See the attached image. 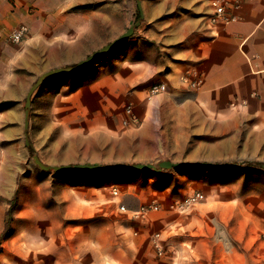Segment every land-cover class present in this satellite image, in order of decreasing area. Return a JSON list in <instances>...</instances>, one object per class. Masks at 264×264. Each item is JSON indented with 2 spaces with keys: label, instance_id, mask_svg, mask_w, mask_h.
I'll return each mask as SVG.
<instances>
[{
  "label": "crops",
  "instance_id": "1",
  "mask_svg": "<svg viewBox=\"0 0 264 264\" xmlns=\"http://www.w3.org/2000/svg\"><path fill=\"white\" fill-rule=\"evenodd\" d=\"M212 1L141 0L144 12L141 24L119 46L124 67L118 74L116 91L124 92L126 85L136 88L131 94L138 98L136 109L144 127L151 125V113L143 110L142 103L147 99L149 87L162 83L167 90L157 98L183 99L182 106L188 110L181 113L179 123L195 125L192 134L193 131L206 134L220 131L225 135L222 142H234L230 133L241 124L255 135L250 140L254 144L252 148L264 151V0H244L232 10L235 19L229 23L212 21ZM218 1L232 4L235 0ZM138 14L136 0H0V60L9 48L6 46L9 32L19 25L31 28L33 35L24 46L26 50L29 49L27 44L34 48L25 58L17 55L15 60L11 59L7 68L0 65L1 181L7 179L4 170L12 167L13 151L21 145L22 141H17L16 145L12 142L24 135V101L36 81L30 82L28 75L7 77L3 71L13 60L18 69H35L36 73L45 69L47 61V71L71 66L77 55L93 53L119 37ZM49 33L56 35V43H46ZM38 59L40 66L28 65ZM191 73L198 79L195 88L183 81V77ZM74 74L77 72L56 75V96L81 78ZM82 90L80 93L90 96L96 94L105 99L109 96L108 87ZM56 116H61L60 111H56ZM86 156V153H62L56 148V162L50 164H108L84 159ZM190 156L182 155L179 160L218 162L220 159L208 154ZM140 161L135 163H142ZM127 174L115 170L56 172L53 253L51 257L38 253L37 260L31 262L158 264L151 239L142 233L138 237L130 236L129 221L119 212L118 203L124 195L120 182L123 177H129ZM134 174L143 176L140 171L131 176ZM117 228L119 232L123 229V237L112 235ZM185 258H167L166 262H221L220 255L214 251L207 259L200 254H188ZM225 262L247 264V261L238 263L231 256L226 257Z\"/></svg>",
  "mask_w": 264,
  "mask_h": 264
},
{
  "label": "rangeland",
  "instance_id": "2",
  "mask_svg": "<svg viewBox=\"0 0 264 264\" xmlns=\"http://www.w3.org/2000/svg\"><path fill=\"white\" fill-rule=\"evenodd\" d=\"M139 18L135 15L131 25ZM29 31L20 43L8 40L9 48L0 65L7 68L11 59L17 55L25 58L34 49L30 44L28 50L24 46L33 35L30 27ZM46 37V43H56V35L49 33ZM119 51L117 47L74 74L81 78L63 88L60 96H56V75L45 79L33 93L29 129L33 147L26 146L24 135L13 141V145L22 142L13 151L12 167L4 170L6 181L0 180V264H37L31 260L36 261L38 253L52 256L56 238V172L42 170L33 156L37 154L44 163L52 164L56 162V148L62 153H86L84 159L103 164H133L137 160L156 165L163 160L188 162L179 158L190 154L217 156L220 163H239L238 167L225 169L138 170L143 175L139 177L131 176L136 170H115L129 175L120 182L124 195L118 208L129 221L130 236L142 233L151 239L158 264H168L167 258L186 259L188 254L204 255L207 259L213 251L221 257L219 264H226L228 256L238 263L264 264V168L260 165L264 163V151L252 148L250 140L255 135L241 124L230 133L234 142H222L225 135L220 131L192 134L195 125L179 123L181 113L188 110L182 106L183 99L159 100V95H150L151 86L142 103L143 110L151 113V125L143 127L136 109L138 98L131 94L136 88L126 85L124 92L116 91L118 74L124 67ZM90 54L77 55L71 65ZM14 60L3 75H28L30 82L46 72L49 65L45 62V69L36 73L35 69H18ZM37 61L28 65L40 66L41 61ZM86 86L108 87L109 96L105 99L80 93ZM129 106L140 118L137 126L124 123ZM2 161L0 158V164ZM198 191L205 198L182 207L186 196ZM153 201L159 205L158 210L145 217L136 214ZM120 231L117 228L112 235L123 237V229Z\"/></svg>",
  "mask_w": 264,
  "mask_h": 264
},
{
  "label": "water",
  "instance_id": "3",
  "mask_svg": "<svg viewBox=\"0 0 264 264\" xmlns=\"http://www.w3.org/2000/svg\"><path fill=\"white\" fill-rule=\"evenodd\" d=\"M140 18L131 25L124 33H122L119 37L112 40L107 45L101 47L100 49L94 51L85 59L80 60L75 65L60 67L50 69L43 74H41L35 83H33L27 93L26 101H25V116H24V135L26 145L29 147H33L30 141L29 129H30V115H31V105H32V95L36 91V89L52 75L59 74H67L81 71L83 68L89 66L90 64L97 61L100 57L112 52L114 49L119 47L125 41H127L133 34L135 29L141 24V19L144 17V12L142 8L141 0H136ZM33 159L35 163L44 171H55V172H75V171H110V170H155L157 172H161L164 169H184L191 167H208V168H234L240 166L239 163H220V162H175L172 160H163L159 162L157 165L153 163H114V164H91V163H78L74 165H51L44 163L37 154H34ZM264 168V163L260 164Z\"/></svg>",
  "mask_w": 264,
  "mask_h": 264
},
{
  "label": "built area",
  "instance_id": "4",
  "mask_svg": "<svg viewBox=\"0 0 264 264\" xmlns=\"http://www.w3.org/2000/svg\"><path fill=\"white\" fill-rule=\"evenodd\" d=\"M244 0H235L234 3L228 4L227 2H221L218 0L212 1V6L214 8V13L212 14V21L223 23H229L235 19V16L231 13L232 10L240 5ZM29 33V27L22 24L15 27L9 32L8 40L13 43L22 42ZM183 81L187 83L190 87L195 88L198 83L197 76L195 73H191L189 76L185 75ZM167 90L166 85L162 83L154 84L150 87V95L157 96ZM126 117L124 119L125 124H133L137 126L140 124V118L134 113V110L131 106L125 111ZM205 198L204 194L201 192H194L182 201V207H190L197 203H200ZM159 205L153 201L148 203L146 206H143L136 214L138 216H147L150 212L158 210Z\"/></svg>",
  "mask_w": 264,
  "mask_h": 264
},
{
  "label": "trees",
  "instance_id": "5",
  "mask_svg": "<svg viewBox=\"0 0 264 264\" xmlns=\"http://www.w3.org/2000/svg\"><path fill=\"white\" fill-rule=\"evenodd\" d=\"M139 15V14H138ZM12 210H10V212H11ZM9 228V221H8V223H7V226H6V230Z\"/></svg>",
  "mask_w": 264,
  "mask_h": 264
}]
</instances>
